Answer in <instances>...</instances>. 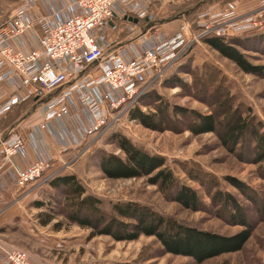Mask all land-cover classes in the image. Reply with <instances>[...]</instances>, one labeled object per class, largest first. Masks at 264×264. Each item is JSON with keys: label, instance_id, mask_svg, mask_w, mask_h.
<instances>
[{"label": "rangeland", "instance_id": "1", "mask_svg": "<svg viewBox=\"0 0 264 264\" xmlns=\"http://www.w3.org/2000/svg\"><path fill=\"white\" fill-rule=\"evenodd\" d=\"M24 1L0 0V23ZM236 2L237 0L214 2L211 0L205 7L189 16L178 15V10L172 7L164 15L156 17L155 25L162 28L163 33L167 35L177 31L180 23L185 20L192 25L196 37L203 33V29L197 25L198 21L202 19L211 23L220 21L224 28H228L223 38L229 40L238 38L242 45H246V48L238 46V49L246 54L252 64L264 67V28L249 34L236 35L232 32L238 29L246 19L256 20L264 12V2L243 0L242 4L253 3L252 8L245 12ZM233 5L237 16L228 20L222 19V15ZM191 8L192 6H188L186 9ZM260 19L264 20V15ZM139 26L144 27V25ZM156 30V27H152L151 34ZM136 35V33L124 34L122 40L129 41ZM210 36V34H204L198 42H192L172 65L163 80L157 82L149 89V92L161 97L163 102L170 105V115H172V107L177 105L204 115L214 114L220 127L221 123H226L231 108L235 111L239 110L244 117H252L255 125L264 126V76H254L241 71L235 63L224 58L204 42V39ZM226 98L230 99V105L223 107L219 101ZM29 100L33 102L32 98L25 102ZM154 100L151 97L145 103L139 102V105L145 113H151L154 112V106H146V103L156 105ZM35 107L36 104L32 106V103H29L22 109L12 110L9 113L10 116L7 115V128L0 132L8 135L11 131L10 139L18 136L25 137L27 133L18 128L19 121L23 118L27 120L25 124L28 126L36 124L41 115L34 109ZM175 127L174 131L168 130L162 133L149 130L129 120L128 110L121 115L119 122L112 123L107 132L98 136V139L94 136L95 140L91 138L85 141L73 150L74 152L57 155L51 171L36 183H29L25 187L10 185L12 187L7 190V193L11 192L14 198L21 193L27 196L26 199L22 197L21 200L7 199V211L11 210L7 213V233L3 228L0 233L7 234V243L10 247L8 245L5 247L1 240L0 245L9 250L26 252L31 264H33L31 260L33 253H41L40 250H36L37 248L51 247L46 243L44 246H41L40 242L35 243L37 235L46 240L48 235L53 236L52 238L56 237L59 243L56 244L57 247H71L72 251H69V255L63 257L65 264H197L191 258L165 254L155 238L142 236L134 242H116L109 236H98L88 240L90 233L88 230L66 223L65 216L62 215L64 195L52 189L49 182L58 176L75 175L88 194L102 201V208L106 211H109L111 205L117 202L133 201L187 226L233 236L243 228L230 224L225 213L221 216L217 213L216 207L211 204L209 193L215 192L212 185L216 183L218 190L231 193L247 207L255 228L241 251L222 255L202 264H264V220L258 214L256 205L246 200L226 182L228 177L239 179L260 195V202L263 204L264 162L254 164L249 160V152L247 150L245 152L240 146L235 152H231L222 144L220 134L193 135L183 124ZM219 130L221 132V128ZM115 134L127 137L135 145L151 154L165 157L166 165L174 172L180 184L197 191L201 206L197 210L184 208L174 200L172 194L164 193L158 186L148 184L147 178L128 180L106 178L99 168L101 158L104 154L122 156L112 140ZM239 153H242V157ZM191 176H196L202 181L206 180L207 187L193 180ZM48 177L51 179L46 183L43 182ZM55 199H58L61 204L56 205ZM35 201H43L51 208L53 207L59 215L58 221L64 222L65 228L58 232L53 230L52 225L44 228L40 226L37 215L41 211H48L49 208L45 206L43 209H37L32 206ZM14 215H17L16 218L11 220Z\"/></svg>", "mask_w": 264, "mask_h": 264}, {"label": "built area", "instance_id": "2", "mask_svg": "<svg viewBox=\"0 0 264 264\" xmlns=\"http://www.w3.org/2000/svg\"><path fill=\"white\" fill-rule=\"evenodd\" d=\"M49 1L25 0L0 23V120L30 98L45 103L44 122L33 127L27 138L18 136L11 141L0 136V196L10 185L25 187L51 171L53 158L41 152L26 170H21L14 158L27 159L29 144L39 150L33 131L46 130L51 121L75 115L73 97L79 105L77 117L81 111L83 117L89 115L94 121L73 137L79 147L90 136L98 139L104 135L124 112L139 105L192 42H198L204 34L223 37L228 31L220 21L202 19L197 25L203 33L196 37L185 20L172 34H151L160 13L152 11L151 5L190 0ZM263 15L254 21L246 19L232 32L237 35L261 30ZM236 16V10L229 8L222 19ZM145 19L148 23L140 28L139 21ZM137 31L140 34L129 41L121 39ZM3 263L31 264L26 252L0 245Z\"/></svg>", "mask_w": 264, "mask_h": 264}, {"label": "trees", "instance_id": "3", "mask_svg": "<svg viewBox=\"0 0 264 264\" xmlns=\"http://www.w3.org/2000/svg\"><path fill=\"white\" fill-rule=\"evenodd\" d=\"M210 1L191 0L167 4L164 12H160L158 16L164 15L172 7L178 10V15L189 16L193 12H198ZM188 6H192V8L186 9ZM150 8L155 10L156 5L153 4ZM139 22L140 25H145L148 20H140ZM158 28L156 27V29ZM238 40V38L229 40L223 37L210 36L205 38L204 42L224 58L235 63L246 74L263 77L264 67L254 65L248 60L246 54L238 49V46L246 48V45H242ZM151 97L155 99L157 104L146 103V106H154V112L145 113L140 105H136L129 110V120L135 121L149 130L161 133L168 130L174 131L176 130L175 126L183 124L193 135L220 134L222 144L231 152H235L236 148L240 146L242 150L249 152L248 156L251 162L254 164L264 162V126L262 124L255 125L252 117H244L239 110L235 111L230 108L226 123H221L222 126L219 127V121L214 114L204 115L176 105L172 107V115H170V105L149 91L139 102L145 103ZM31 101L33 102L30 100L23 102L13 111L22 109L29 103H32V106L37 103L35 98H32ZM219 103L225 107L230 105V99L226 98ZM7 118L8 116L0 120V130L2 131L7 128ZM219 128H221V132ZM10 132L5 140H10ZM112 140L122 156L104 154L101 158L99 168L106 178L114 180L147 178L148 184L158 186L164 193L172 194L174 200L184 208L197 210L201 206V199L197 191L180 184L174 172L166 165L165 157L151 154L135 145L127 137L119 134L113 135ZM239 154L242 157V153ZM191 178L207 187L206 180L202 181L196 176H191ZM226 182L246 200L255 204L258 208V214L264 220V202L261 204L260 195L237 178L228 177ZM49 186L64 195L62 215L65 216L66 223L75 225L82 230H88L90 232L88 240L98 236H109L116 242H134L142 236L155 238L162 246L165 254L191 258L197 264L241 251L251 238L255 228L254 223L250 220L247 207L242 205L231 193L218 190L216 183L212 185L215 192L209 193L211 204L216 207L217 213L221 216L222 213H225L230 224L243 228L233 236H225L187 226L133 201L117 202L111 205L109 211H106L102 208V201L96 196L88 194L75 175L55 177L49 182ZM55 204L61 203L55 199ZM32 206L37 209H43L45 206L49 208L48 211L38 213L37 220L40 226L52 225L53 230L58 232L65 228V223L58 221V213L49 204L43 201H35Z\"/></svg>", "mask_w": 264, "mask_h": 264}, {"label": "crops", "instance_id": "4", "mask_svg": "<svg viewBox=\"0 0 264 264\" xmlns=\"http://www.w3.org/2000/svg\"><path fill=\"white\" fill-rule=\"evenodd\" d=\"M49 2H51L52 4L58 3L55 0H50ZM62 2L63 3L67 2V0H62ZM177 2H187V1H177ZM242 3H243V0H237L236 2L237 5L239 6L241 5L240 8L243 12L248 11L250 10V8H252V5H253L252 2H249V3L246 2L245 4H242ZM166 5L167 4L159 3L156 5V9L152 11L164 12L165 10L164 8ZM233 7L234 5L229 8H233ZM154 33L155 34L163 33V29L158 28ZM136 34L137 35L140 34L139 31H137ZM136 43L137 42H135L134 44ZM85 76L86 75H84V77ZM44 106H45V103L42 102L41 104L37 103L36 107L34 108L41 115L40 120L36 124L28 126L25 124L27 120H24L23 118L21 121H19L18 128L23 130V132L27 133L25 134L26 138L31 133L33 127L38 126V124H41L44 122V119H45L44 112H43ZM71 106L73 107V111L75 114V115H72L71 117H76V119L75 118L71 119V117H64L62 119L51 121L49 124V127L46 130L33 131L32 137L35 140V142L38 144L39 150L37 151L31 146V144H29L27 159H23L21 157L14 158V162L20 167L21 170L28 169V167H30L34 162H36L37 155L39 152L45 155L51 156L53 158V163H54V159L57 155H63L64 153L68 154L72 152L73 150L77 149V147L75 146V141L73 137L76 135L77 132H83V129L85 127L87 128V127L92 126L94 124V121L89 115H87L86 117H83V114L81 113V111H80V117H77L79 115V105L75 97H73L71 101ZM0 136L5 138L7 137V134L6 133L3 134L0 132ZM91 138L95 140L94 136L88 137L87 140H90ZM13 139H11V141ZM63 148H66L67 150L64 151L62 150ZM26 196L27 194L23 195V193H21V195L19 194L16 198H14L11 192L10 193L6 192L0 196V230L1 228H3L4 231H6L7 233V213L11 212V210L7 211V199L14 198L13 199L14 201V200H17V198H19L21 200L22 197L23 199H26L25 198ZM16 216L17 215H14V217L11 220L16 218ZM48 236H49L48 240L42 238L39 235L36 236L37 239L35 240V243L40 242L39 244H41V246H44V243H46L47 245L51 247H39V249L37 248L36 250H40L41 253H37L34 251L35 254L33 253L32 259H31L32 263L33 264H65L63 257H66L69 255V253L72 251L71 247L69 246L57 247L56 244H59V243L57 239H55L56 237L52 238L53 236L52 237H50V235ZM0 240L4 243L5 247H7L8 245L7 234L0 233ZM8 247L10 246L8 245Z\"/></svg>", "mask_w": 264, "mask_h": 264}, {"label": "water", "instance_id": "5", "mask_svg": "<svg viewBox=\"0 0 264 264\" xmlns=\"http://www.w3.org/2000/svg\"><path fill=\"white\" fill-rule=\"evenodd\" d=\"M129 21H134L135 23H138V20H134L133 18H129Z\"/></svg>", "mask_w": 264, "mask_h": 264}]
</instances>
